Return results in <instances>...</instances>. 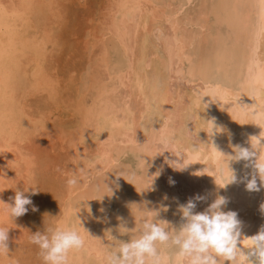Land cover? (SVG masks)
<instances>
[{"label":"bare ground","instance_id":"6f19581e","mask_svg":"<svg viewBox=\"0 0 264 264\" xmlns=\"http://www.w3.org/2000/svg\"><path fill=\"white\" fill-rule=\"evenodd\" d=\"M20 2L23 3L0 0V187L6 173L2 165L5 160L8 162L12 147L10 117L22 98H16L22 92L17 93L15 88L16 84L24 88L26 81L19 71L24 52L17 54L20 63L14 55L21 51L22 40L10 31L9 23L13 13L14 17L21 15ZM172 4L169 0H107L100 8L99 24L92 27L94 30L91 28L86 90L79 93L81 97L72 112L75 119L69 128L75 171L72 174L71 170V175L77 174V179L83 180L82 188L76 190L82 191L94 209L89 214L68 202L74 188H65V192L56 188L62 198L55 195L52 199L55 209L61 210L54 218L63 214V224L73 222L78 215L93 237L85 234L88 246L72 257L71 264H104V253L108 251L104 245L110 240L97 228L99 225L104 229L109 218L100 211H105L116 198L127 213L131 229L136 225L139 228L144 218L139 206L158 211V219L178 228L179 205L197 194L207 198L197 202V212L204 211L217 196L227 198L224 211L238 214L245 236L256 235L264 226V185L257 176L260 190L248 191L246 181H240L245 175L250 179L253 170L245 168V161L226 158L235 155L236 145L259 151L252 148L251 138L260 139L264 145V0H217L212 4L203 0L198 11L191 14L175 10ZM212 16L230 28V43L218 37L219 48L214 52L209 49ZM22 17L25 21L26 16ZM116 45L123 51L121 62L115 59ZM31 46L36 47L35 43ZM32 50L37 52V48ZM208 121H214L221 131H214ZM198 143L202 144L200 150L191 152ZM253 144L258 145L259 141L253 140ZM162 145L187 157V167H170L166 159L183 163V158L161 151ZM129 154L138 160V170L117 178L115 167L121 157ZM231 171L237 176V183L229 184ZM170 178L174 183L169 182ZM105 183L113 195L104 188ZM126 183L132 187V204L126 197ZM171 264L183 261L172 257Z\"/></svg>","mask_w":264,"mask_h":264},{"label":"rangeland","instance_id":"374dc122","mask_svg":"<svg viewBox=\"0 0 264 264\" xmlns=\"http://www.w3.org/2000/svg\"><path fill=\"white\" fill-rule=\"evenodd\" d=\"M26 1L22 0L23 3L20 2L21 10L20 8L19 10L22 11L21 15L15 14L19 19L17 20L16 16L14 17V13L10 17L12 20L9 19L10 31L15 32L14 35H17L22 40L21 51L13 50V54L15 51L17 52L14 55H16L19 62L21 57L18 55L21 52L25 53L21 54L23 58L20 61L21 64L19 66H22L19 67V71L24 75L20 74L21 77L23 76L22 80L26 81L24 88H19L18 84H16L18 88H15L17 93L18 90L22 92V94L18 93L19 96L16 98L18 100L22 98L19 100L20 103L17 102L18 105L15 104L14 112H17L16 115L12 112L10 117L12 123L8 130L9 132L13 131V133H10L11 138L9 139L12 147L8 150L10 151L7 154L8 162L6 163L5 160L4 165H2L3 172L6 173L3 175L2 186L0 187V201L11 203L9 198L15 196L16 190H26L25 195L30 196L39 211L32 212L31 207H29V212L26 215L12 220L3 206L0 205V227H7L10 236V252L7 256H0V264H43L38 247L30 242V235L37 231H43L45 224H55L52 217H56L61 210H56L55 203L52 201L56 196L57 199L62 198L60 196L62 193L59 195V192H65V188H68L66 184L67 178L69 179L72 176V172V174H75L72 168L73 147L71 138L73 135H71L72 131L69 126H72L71 123L75 119L73 113L79 102L78 98L80 99L81 97L79 95L83 89L86 90L85 81L88 79L86 75L87 61L90 51L88 43L91 44L93 41L92 29L94 30V28L92 27H96L95 25L99 24V19H101L100 11L107 2V0H30V2L28 0L27 4ZM171 1L174 3L172 5H175V10L178 9L183 14H191L198 11L201 5L200 2L203 0H169L170 3ZM208 2L212 4L216 3L217 0H208ZM24 3L26 7L22 8ZM25 12L29 14L27 15ZM22 16H26L25 21H23L24 17ZM15 26L18 27L16 28ZM211 26L209 49L214 52L219 48L218 42L220 41L218 37L227 39V42L230 43V28L225 21L220 22L215 16L211 18ZM12 27H15L18 31H15V28L12 30ZM214 37L217 38V41ZM31 41H34L36 47L31 46L34 44L33 42L29 44ZM30 46L32 49L37 48V52L40 48V53L43 50V54H41L44 57L32 50ZM32 52L34 53L32 54ZM121 52L123 51L120 46L116 45L114 55L117 61L120 59V62L124 60ZM35 53L42 57L41 60ZM45 56L47 59H45ZM36 60L37 62H35ZM37 63L41 67L43 66L42 63H44L42 70H40L41 67H38ZM17 99L16 101H18ZM121 158L115 167L116 174H124L125 172L135 174L138 170V160L131 154ZM82 181L78 177V184L74 187V195L78 194V196H70L68 202L72 203L73 207L90 214L94 209V204L84 197L82 191H77V188H82ZM126 184V197L128 196L127 200L132 204V187L130 183ZM32 188H37L39 193L32 196ZM56 188L59 192L56 191ZM47 200L48 205L46 204ZM113 200L111 202L112 205L114 204L113 206L110 204L105 211H100L109 220H107L108 222L104 229L98 225L97 231L104 236H109H105L107 241L110 240L108 245L115 246L119 239L127 240L133 234L119 231L122 224L129 229L131 227L127 213H124V207L120 204V200H117V198ZM49 203L54 206L50 207ZM44 211L45 214H43ZM111 250L113 249L108 248V251ZM168 253L172 256L170 251Z\"/></svg>","mask_w":264,"mask_h":264},{"label":"clouds","instance_id":"9594fccd","mask_svg":"<svg viewBox=\"0 0 264 264\" xmlns=\"http://www.w3.org/2000/svg\"><path fill=\"white\" fill-rule=\"evenodd\" d=\"M206 123L213 124L214 131H221L215 127L214 121ZM261 137H264V133H261ZM253 140L259 141V144H253ZM200 145L202 144H194L191 152H198ZM251 145L253 149L259 151H250L246 147L236 145L235 155L226 157L216 150L228 160L245 161V168L250 167L253 171L250 179L245 175L240 182L246 181L248 191H259L257 176L264 185V145L257 138H251ZM161 151L171 152L174 156L183 158V163L166 159L165 162L173 169L183 170L187 167L185 166L187 157L177 155L164 145L161 146ZM231 172L229 184L237 183V176ZM120 176L124 177V174L118 173L117 178ZM169 182L174 183L171 178ZM77 184L78 179L75 176L67 180L70 190ZM96 188L99 190L100 186L97 185ZM104 188L113 195L107 183L104 184ZM25 191L16 190L15 196L9 198L11 203L0 201V205L12 220L26 215L29 207L32 212L39 211L30 196L25 195ZM38 193L37 188L31 189L32 196ZM206 199V196L197 194L189 198L186 204L179 205L181 223L178 228H174L166 220L158 219V211L139 206L144 217L139 228L137 225L134 229L121 225L120 232L133 235L127 240L119 239L115 246L104 245L105 249H113L105 251L104 264H171L173 256L182 260L183 264H264V226H261L256 235L245 236L238 214L235 211H224L228 204L224 196H217L204 211H195L197 202ZM261 211L264 212V204L261 205ZM62 216L63 214L53 218L55 224H45L43 231L30 235V242L38 247L43 264H71L72 257L87 248L86 235L93 238L85 230L78 215L73 222L63 224ZM9 240V229L0 227V256H7L10 252ZM169 251L172 256L168 254Z\"/></svg>","mask_w":264,"mask_h":264}]
</instances>
